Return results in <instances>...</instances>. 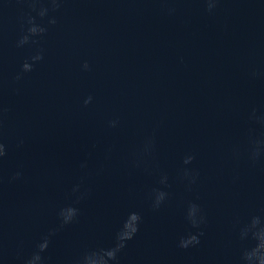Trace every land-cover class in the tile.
<instances>
[{"label": "water", "instance_id": "1", "mask_svg": "<svg viewBox=\"0 0 264 264\" xmlns=\"http://www.w3.org/2000/svg\"><path fill=\"white\" fill-rule=\"evenodd\" d=\"M0 150V264H256L264 0H0Z\"/></svg>", "mask_w": 264, "mask_h": 264}, {"label": "clouds", "instance_id": "2", "mask_svg": "<svg viewBox=\"0 0 264 264\" xmlns=\"http://www.w3.org/2000/svg\"><path fill=\"white\" fill-rule=\"evenodd\" d=\"M31 32L35 33L34 29L30 30ZM23 68L30 70L29 69V65L25 64L23 66ZM0 155H3L2 150H0ZM189 161L186 160L185 163H188ZM163 199V194H160V198L159 200ZM71 220L69 219H64L63 223L67 224L69 223ZM139 221V218H138ZM126 224L127 221H125V223L123 224L121 230L117 233L116 236V241L113 247L109 248V249H102L96 252H92L91 254H88L86 256L83 257L82 260V264H108L109 261H115L117 258V254L125 247V242L127 240H130L132 238V236L136 233L137 231V225L135 227V229L131 232H126L125 228H126ZM257 224L256 220H253L252 223V227H255ZM198 239L196 238V236H191V244H195L198 243ZM188 245H184L181 248L187 247ZM47 247V240L45 239V241L43 243H40L38 245V252L36 254H34L31 259H29L27 261V264H38V262L41 261V256L39 255V252H43L46 250ZM246 259L248 260H253V256L251 254H248L246 256ZM255 261L256 264H264V254H259L255 257Z\"/></svg>", "mask_w": 264, "mask_h": 264}]
</instances>
